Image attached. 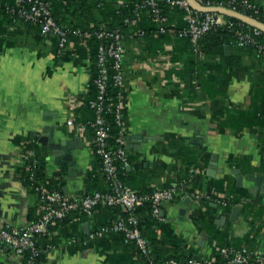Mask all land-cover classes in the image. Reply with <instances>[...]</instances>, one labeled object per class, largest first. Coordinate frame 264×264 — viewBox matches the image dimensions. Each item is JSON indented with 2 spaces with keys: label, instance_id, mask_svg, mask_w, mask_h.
<instances>
[{
  "label": "crops",
  "instance_id": "crops-1",
  "mask_svg": "<svg viewBox=\"0 0 264 264\" xmlns=\"http://www.w3.org/2000/svg\"><path fill=\"white\" fill-rule=\"evenodd\" d=\"M257 2L264 8V0ZM63 6L64 19L80 26L73 15L76 9L65 1ZM164 46L156 49V43L124 37L121 103L130 158L127 185L148 192L185 178L187 187L163 204L158 217L156 234L167 253L185 251L207 264L217 261L223 246L248 247L263 254L264 192H256L249 179L252 173L264 176L260 129L221 124L230 113L250 106L264 82V57L245 49L239 65L233 66L231 49L229 55L202 56L206 80L200 87L172 71L184 68L186 61H171L172 45ZM92 64V47L82 36L72 34L60 51L54 35L42 33L36 25L13 22L0 10V229L28 223L29 217L42 213L39 193L23 181L31 167L26 154L29 144L44 153L46 182L61 187L68 197L107 188L93 133L69 123L85 120L80 110L90 92ZM216 87L224 93L221 102L213 96ZM46 125L55 127L59 141L80 138L79 149L72 151L80 171L74 178L40 143ZM137 134L153 138L145 144L138 138L128 143L127 137ZM212 155L218 156L214 176L209 174ZM32 173L36 178V171ZM236 205L241 206L237 219L218 228L216 220ZM119 214L120 209L103 206L91 216H73L53 226L54 244L37 264H144L135 247L118 233L90 237ZM203 233L207 239L201 245ZM0 246V264H21L1 242Z\"/></svg>",
  "mask_w": 264,
  "mask_h": 264
},
{
  "label": "trees",
  "instance_id": "trees-1",
  "mask_svg": "<svg viewBox=\"0 0 264 264\" xmlns=\"http://www.w3.org/2000/svg\"><path fill=\"white\" fill-rule=\"evenodd\" d=\"M49 3L50 9L52 11V15L55 20L64 26L69 28H79L81 30V36L85 39L86 42L92 47L93 54V64L91 70V81H90V92L88 97L86 98L83 106L81 107V112L84 117V121L75 122L77 124L86 123L87 129L93 133L94 138V130L91 126V123L96 119L95 110L90 106V102L97 97L98 88L96 85V78L98 76V50L103 42V39L98 38L95 32L106 29L110 31H120L123 34V37L132 35L135 37H140L143 41L156 43V49H165L164 44H171L172 49L168 50V54L170 55V60L174 63L178 64L179 62L186 61L185 67L181 70L175 71L179 75L184 76L185 78L190 79L191 86H200L205 87L206 76L205 73V61L202 56L212 57L218 56L225 53V46H230L231 54L229 56L230 63L233 66H238L240 63V57L242 51L247 49L251 53L257 54L261 57H264V35L256 37V41L247 46H240L237 43V38L235 36V29L244 25V27H248L247 23L242 22L234 17L225 16L228 22L234 23L233 26H229V24L214 26L209 31H207L203 36L198 40L197 43H194L190 37L188 36H180V30H182L186 26L185 15L186 11L180 7L179 5L171 4V0H157L159 7L161 9L162 15L167 17V21H165L162 25L165 26V32L160 31V27L162 26L160 23L154 20L153 15L148 7L139 9L137 6L141 4L144 0H123L119 2V0H45ZM64 1L72 7V9H76L73 13L75 22L80 26H73L71 22L66 21L64 18ZM205 3H209L211 5H224V6H233L234 4H239L242 0H204ZM252 4H256L259 8L258 13H254L251 9L243 8V6L238 5L237 9L249 16H252L262 22H264V8L260 6L257 0H250ZM233 3V4H232ZM14 9V11H12ZM0 10L6 14V16L13 22H20L23 24L36 25L39 26V29L42 31V25L39 22L26 20L22 16H20L17 6L15 5V0H0ZM138 11V13H137ZM128 18H137V23L135 25H131L126 22ZM141 32L143 34L139 35ZM43 33V31H42ZM89 33V35L87 34ZM45 34V33H44ZM50 35V34H48ZM186 54L187 58L184 59V55ZM113 61L109 62V74H108V86H107V96L111 97L115 102L119 99V94L122 92V88L114 83L113 75L115 74V69L112 67ZM190 74V75H189ZM210 95V93H209ZM216 101L221 102L224 98V93L219 90L217 87L213 93ZM104 116L111 126V141L120 136L121 128L116 123L115 116L109 110H105ZM222 126L240 129L243 130L245 128H253L259 127V137L264 144V82L260 88L257 89L254 96L252 97L251 104L246 109L236 110L235 113H230L227 116V119L222 121ZM176 143L171 142V145H175ZM31 152V153H30ZM26 154L28 158V162L31 165L28 172H25L23 175V181L25 184L30 185L36 191L39 186H43L48 190L54 191L59 190L64 195V191L61 187H53L52 184L46 182L45 179V163H44V153L40 151V149L35 144H29L26 146ZM99 157V156H98ZM100 159V158H99ZM129 164H130V158ZM36 171V178L33 177L32 171ZM120 177L127 184L126 176L128 172V166L120 165ZM90 178H92V173H90ZM185 179V178H184ZM184 179H177L171 181L170 185L177 184L183 185L185 183ZM105 180V178H104ZM93 181H96L93 178ZM106 182V181H105ZM107 188L104 190H100L95 188L94 190H89L84 192L92 193L95 191H108L110 187L106 183ZM189 191V189H187ZM154 191V190H153ZM153 191L148 192H140V193H151ZM81 194V195H84ZM68 197L67 195H65ZM72 199V197H68ZM232 203H238V200L232 201ZM229 205V203H228ZM103 207L102 205L97 206L95 211L99 208ZM107 207V206H104ZM110 208H118L120 209V216L122 218H128L130 213L125 210H121L120 206H112ZM135 215L138 218L139 228L143 234V236L147 239L149 248H150V258H153L155 262H161L163 260L174 258L179 261V264H192L193 255L189 254L185 251L179 253V251L173 253H167V247L165 242L158 239L156 234V227L159 225V218L153 215V208L150 202L146 201L142 204L138 205L135 209ZM32 214V213H31ZM43 214L42 213L35 218L29 217V222L37 221ZM73 216H81L85 217V215L79 211H73L68 214L67 217L63 219H59L54 221L48 229L47 234L38 237V246L41 249V254L38 257V262L44 258L45 252L48 250L49 246H53L54 241L51 238L50 234L52 233V228L55 225L62 224L67 222ZM111 224V223H109ZM121 239L125 241L124 235L119 234ZM127 243V242H126ZM131 246L135 247L137 254L141 257L144 264H147L146 257L140 254L138 248L131 244ZM227 248L229 250V246H223L220 249V254L215 263L210 264H237L231 262L233 254L228 253V255L224 254L222 250ZM248 248V247H247ZM251 250L250 248H248ZM253 251V250H252ZM166 254V255H165ZM256 254V253H254ZM30 252L26 253L28 257ZM255 255L252 254L249 259V263L252 264L254 261ZM26 260V258H25ZM207 264V263H204Z\"/></svg>",
  "mask_w": 264,
  "mask_h": 264
},
{
  "label": "built area",
  "instance_id": "built-area-1",
  "mask_svg": "<svg viewBox=\"0 0 264 264\" xmlns=\"http://www.w3.org/2000/svg\"><path fill=\"white\" fill-rule=\"evenodd\" d=\"M204 6H223L237 10V6L251 9L254 13L260 10L256 4H252L250 0H242L239 4L233 6L211 5L205 3L204 0H197ZM171 4L179 5L186 11V26L180 30V36H188L194 43L214 26L234 23L228 22L225 15L216 12H200L195 10L188 0H171ZM233 4V3H232ZM20 16L26 20L41 23L42 31L45 34L54 35L58 39L59 50H63L72 34L81 36L79 28H69L59 24L50 9L49 3L45 0H15ZM148 7L154 20L161 25L167 21V17L162 15L157 0H144L137 8L142 9ZM14 11V9L12 10ZM241 12V11H240ZM138 13V11H137ZM243 13V12H242ZM264 13V10H263ZM127 23L135 25L137 18L126 19ZM249 25V24H248ZM165 26L160 27L161 32H165ZM89 35V33H87ZM98 38L103 39L98 50V76L95 80L98 92L97 97L90 102V106L95 110L96 119L91 123L94 130L93 145L96 154L99 156L102 166V173L106 183L110 187L108 191H95L84 195L69 199L59 190H48L43 186H39L37 192L42 200V216L35 222L25 224H7L0 229V242L4 244L12 253L20 258L21 264H37L41 249L38 246V237L47 234L49 226L56 220L63 219L73 211H79L85 216H91L95 212L97 206H120L123 210L130 213L128 218L119 217L111 224H106L93 231L90 237L103 236L108 232L123 234L128 244H134L140 254L146 257L147 264H179L174 258H169L161 262H155L150 258V248L147 239L143 236L138 218L135 215V209L143 202H150L153 208V215L160 216V212L164 203L170 201L174 195L182 189H185L186 183L183 185L173 184L168 187L154 190L151 193H140L131 189L120 177V165L128 166L129 159L126 150V141L123 136L124 120L122 112L121 94L115 102L111 97L107 96L109 62L112 60V67L115 69L113 75L114 83L122 88L123 85V34L116 30L110 31L101 29L95 32ZM143 34L141 32L139 35ZM264 35V31L249 25L241 26L235 29L237 43L240 46L251 45L256 41V37ZM105 110H109L115 116L116 123L121 128V134L114 142L111 141V126L104 116ZM73 124L72 120L69 121ZM82 131L87 129L86 123L78 124ZM34 177V176H33ZM226 205V203H225ZM50 247V246H49ZM231 250L224 248L222 252L226 255L233 254L231 262L237 264H250L249 259L252 254L255 255L252 264H264V253L259 254L244 247L239 250ZM30 252L27 257L26 253ZM256 253V254H254ZM26 258V260H25ZM192 264H204L197 260H192Z\"/></svg>",
  "mask_w": 264,
  "mask_h": 264
},
{
  "label": "water",
  "instance_id": "water-1",
  "mask_svg": "<svg viewBox=\"0 0 264 264\" xmlns=\"http://www.w3.org/2000/svg\"><path fill=\"white\" fill-rule=\"evenodd\" d=\"M188 1L190 5L197 11L216 12V13H220L225 16L234 17L238 20H241L244 23H247L249 25H252L264 31V22L252 16H249L245 13H242L240 11H237V10H234L228 7H223V6H204L200 4L197 0H188ZM225 53L226 55L230 54V46L228 45L225 46ZM54 130H55L54 126L46 125L43 130L44 135L40 137L39 141L44 146H47L50 151L53 152L54 156H56L57 158L56 161L58 164L68 167V177L74 178L76 174L78 173L80 174V171H76L77 162L74 159V155L72 151L75 149H79L81 140L80 138H76L73 142L66 141V140L59 141L54 137ZM136 138L140 140L141 144H145L148 142L150 138H153V137H150L144 134H137L133 136H128L127 141L128 143H130ZM192 141L197 142V143H202L201 139H194ZM141 144L139 148H141L142 146ZM217 160H218V156L212 155L209 174L213 176L216 174V171H217V168H216ZM249 179L254 182L256 192L258 193L264 192V176L263 175H256L252 173V174H249ZM238 181L242 183V176L240 174H238ZM240 209H241V206L236 205L232 207L230 211H225L224 214L221 215L216 220L217 227L218 228L222 227L227 222V220L235 221L237 219ZM206 239H207V234L203 233L201 245L204 244V241H206ZM197 258L199 260L201 259L200 257H197Z\"/></svg>",
  "mask_w": 264,
  "mask_h": 264
}]
</instances>
